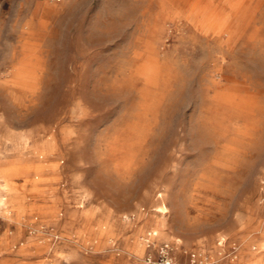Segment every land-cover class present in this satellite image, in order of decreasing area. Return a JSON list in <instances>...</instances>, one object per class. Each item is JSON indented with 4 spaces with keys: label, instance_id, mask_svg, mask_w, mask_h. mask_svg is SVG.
<instances>
[{
    "label": "rangeland",
    "instance_id": "obj_1",
    "mask_svg": "<svg viewBox=\"0 0 264 264\" xmlns=\"http://www.w3.org/2000/svg\"><path fill=\"white\" fill-rule=\"evenodd\" d=\"M0 41V264H264V0H0Z\"/></svg>",
    "mask_w": 264,
    "mask_h": 264
},
{
    "label": "snow or ice",
    "instance_id": "obj_2",
    "mask_svg": "<svg viewBox=\"0 0 264 264\" xmlns=\"http://www.w3.org/2000/svg\"><path fill=\"white\" fill-rule=\"evenodd\" d=\"M2 45V41H0ZM103 55V53H101ZM135 96L132 93L117 92L112 95L107 100L108 106L111 109L110 115H116L117 113H122L129 111L134 103ZM93 101L89 100L91 104ZM119 123V121H117Z\"/></svg>",
    "mask_w": 264,
    "mask_h": 264
},
{
    "label": "built area",
    "instance_id": "obj_3",
    "mask_svg": "<svg viewBox=\"0 0 264 264\" xmlns=\"http://www.w3.org/2000/svg\"><path fill=\"white\" fill-rule=\"evenodd\" d=\"M61 1V0H57ZM161 254L159 255L158 262L155 264H175L173 259L168 256L165 247H163ZM149 263L151 262V259H148Z\"/></svg>",
    "mask_w": 264,
    "mask_h": 264
}]
</instances>
